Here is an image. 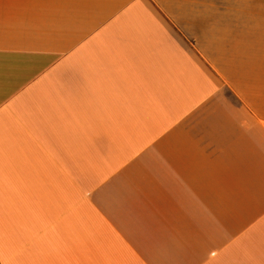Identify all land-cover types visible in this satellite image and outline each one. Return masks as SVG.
<instances>
[{
	"label": "crops",
	"instance_id": "crops-1",
	"mask_svg": "<svg viewBox=\"0 0 264 264\" xmlns=\"http://www.w3.org/2000/svg\"><path fill=\"white\" fill-rule=\"evenodd\" d=\"M0 264H264V0H0Z\"/></svg>",
	"mask_w": 264,
	"mask_h": 264
},
{
	"label": "rangeland",
	"instance_id": "rangeland-1",
	"mask_svg": "<svg viewBox=\"0 0 264 264\" xmlns=\"http://www.w3.org/2000/svg\"><path fill=\"white\" fill-rule=\"evenodd\" d=\"M0 259H1V261H2V253H0Z\"/></svg>",
	"mask_w": 264,
	"mask_h": 264
}]
</instances>
